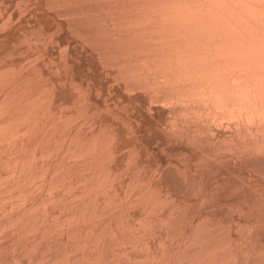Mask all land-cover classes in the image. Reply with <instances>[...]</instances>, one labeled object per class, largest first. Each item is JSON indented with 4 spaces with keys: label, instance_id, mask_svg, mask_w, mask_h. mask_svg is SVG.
<instances>
[{
    "label": "rangeland",
    "instance_id": "1",
    "mask_svg": "<svg viewBox=\"0 0 264 264\" xmlns=\"http://www.w3.org/2000/svg\"><path fill=\"white\" fill-rule=\"evenodd\" d=\"M153 2L0 0V264H264L259 33L151 29Z\"/></svg>",
    "mask_w": 264,
    "mask_h": 264
},
{
    "label": "bare ground",
    "instance_id": "2",
    "mask_svg": "<svg viewBox=\"0 0 264 264\" xmlns=\"http://www.w3.org/2000/svg\"><path fill=\"white\" fill-rule=\"evenodd\" d=\"M144 1V0H143ZM146 1V0H145ZM149 1V0H148ZM151 1V0H150ZM159 1V0H158ZM161 2H164V6L163 5H160L159 3H161ZM145 3V2H144ZM143 3V4H144ZM152 3V2H151ZM153 3H157V2H153ZM159 3H157V4H159V6L160 7H162V10H160V11H158L159 9H161L158 5H156V7H157V9L154 11V9L156 8L155 6H154V4H152V6H154L153 8H151V11H149V14H151L153 11L155 12H153V17H154V14H155V16L157 17L156 19H155V17L153 18L152 17V21H154L155 20V22L153 23V22H151V24H149V22L151 21V20H147L145 17V19L147 20H143V21H146V23H145V25H146V27H149L150 25H151V29L152 28H157L158 29V27H159V29H160V27H161V30L163 31L164 29L163 28H166L165 30H168V31H171V32H173L172 30L173 29H175V30H177V32L178 31H191V33H192V30H193V32L196 30H198L197 32H202V31H204V33H206V32H214V30H216L215 32L217 33V32H219V33H222V32H224V30L225 31H230V30H227V29H231V30H236L235 32L237 33V34H239V32L241 31L242 32V34H243V29L245 30H252L254 33H255V31L256 32H258L259 34H258V38L260 37L261 38V40H260V43H262L263 45H264V0H160V2ZM145 4H147V2L145 3ZM162 4V3H161ZM148 5V4H147ZM147 5H145L146 7H147ZM150 4H149V6L148 7H152ZM145 8L144 7V9H149V8ZM139 9V8H138ZM143 9V10H144ZM153 10V11H152ZM144 12H147V11H144ZM157 12H158V14H157ZM148 13V12H147ZM144 14V13H143ZM142 14V15H143ZM148 14V15H149ZM157 14V15H156ZM145 16V15H144ZM147 17V16H146ZM150 18H151V16H149ZM149 17H147V18H149ZM149 18V19H150ZM157 20V21H156ZM142 21V20H141ZM149 21V22H148ZM137 22V21H136ZM139 24V23H138ZM152 24H153V26L154 27H152ZM134 26V25H133ZM132 26V27H133ZM156 26H158V27H156ZM137 27V26H136ZM142 27H144V26H142ZM150 28V27H149ZM138 29V28H137ZM170 29V30H169ZM222 29H224L223 31H222ZM164 30V31H165ZM174 30V31H175ZM219 30V31H218ZM221 30V31H220ZM239 30V31H238ZM151 31V30H150ZM161 31V32H162ZM195 31V32H196ZM153 32V31H152ZM234 32V31H233ZM246 32V31H245ZM244 32V36L243 35H239L240 36V38L242 37H244L243 39L241 38V40H243V41H241V42H243L242 44H244V46L245 47H243V45L241 44V46H240V44H239V47H241L240 49H244V52L246 51L247 52V50H251L252 48V46L250 45V48H248L247 47V45L249 46V42H250V44H252L253 42V45L256 47V44H257V46L259 45V49H257V50H259V52L258 51H256L255 50V52H258V53H260L261 51H260V47H264L263 45L262 46H260V44H258L259 42L257 41V39H255L256 37H254L253 35H255V34H253L252 36V38H254L255 40H253L252 38H251V35L250 36H246V34L247 33H245ZM160 33V32H159ZM181 33H183V32H181ZM203 33V32H202ZM249 33H251V32H249ZM190 34V33H189ZM260 34H262V35H260ZM191 35V34H190ZM257 35V34H256ZM260 35V36H259ZM168 36H169V34H168ZM174 36V35H173ZM179 36V35H178ZM262 36V37H261ZM162 37V36H161ZM182 37V36H181ZM185 37V36H184ZM183 37V38H184ZM248 37H250V38H248ZM154 38H156V37H154ZM172 38V37H171ZM183 38H182V40H183ZM259 38V39H260ZM159 38H157V40H158ZM162 39V38H161ZM170 39V38H169ZM174 39H175V37H174ZM245 39H246V41H247V39L249 40H251V41H253L252 43H251V41L249 40V42L247 41L246 43H245ZM162 40H164V39H162ZM166 40V39H165ZM171 40V39H170ZM176 40H177V38H176ZM178 40H179V38H178ZM181 41V40H180ZM179 41V42H180ZM149 42V41H148ZM155 42H156V40H155ZM159 42H160V40H159ZM158 42V43H159ZM168 42V41H167ZM173 42V41H172ZM175 42V41H174ZM178 42V43H179ZM182 42V41H181ZM240 42V43H241ZM161 43V42H160ZM164 43H165V41H164ZM216 43V42H215ZM173 44V43H172ZM176 44V43H175ZM246 44V45H245ZM226 47H227V45H226ZM229 47V46H228ZM227 47V48H228ZM254 49H256V48H254ZM254 49L252 50V53H253V51H254ZM248 51V52H251V51ZM263 52H264V50L263 49H261ZM243 52V53H244ZM253 54H255V53H253ZM257 54V53H256ZM262 54H264V53H262ZM212 55V54H211ZM245 55H247V54H245L244 53V55H241V57H243V56H245ZM257 55H259V54H257ZM256 55V56H257ZM261 55V54H260ZM232 56H234L233 54H232ZM235 56H240V55H235ZM251 56H252V54H251ZM245 56V57H243V60H244V58H246V59H250V60H248L251 64H252V67H250L251 69H250V74L252 75V76H255V75H257L258 73L256 72V70L254 71V66H255V63L254 62H256V63H259V61H260V67H259V70H262V71H264V62H261V61H263L264 60V56L263 57H254V56ZM256 60H255V59ZM260 58V60L258 61V59ZM261 58H262V60H261ZM245 59V62H247V63H249L247 60ZM253 59V60H252ZM242 60V61H243ZM238 61V60H237ZM254 61V62H253ZM227 62V61H226ZM233 62V61H232ZM231 61H230V63H232ZM253 62V63H252ZM244 63V62H243ZM247 63H245V64H247ZM251 64H250V66H251ZM253 64H254V66H253ZM259 64H258V66H259ZM249 66V65H248ZM169 68V67H168ZM248 68V67H247ZM170 69V68H169ZM172 69H174V68H172ZM234 69V68H233ZM233 69H231V70H233ZM255 69H257L256 68V66H255ZM246 70H248V69H246ZM245 69H244V71H246ZM236 71H237V69H236ZM235 71V73L237 74V72L239 73V71H237L236 72ZM251 71H253V72H251ZM257 71H258V69H257ZM261 71V72H262ZM171 72V71H170ZM169 72V73H170ZM243 72V71H242ZM255 72V75H253V73ZM260 72V73H261ZM172 73V72H171ZM170 73V74H171ZM203 73V72H202ZM205 73V72H204ZM230 73H232V72H230ZM244 73H245V75H244ZM244 73H239L238 75L239 76H237V75H235V77L238 79V78H241V80H244L246 77V75H247V72H244ZM173 74V73H172ZM207 73H205V74H202V79H201V84H202V82H206L207 81V79H206V81H204V79H203V76L204 75H206ZM243 74V75H242ZM249 74V73H248ZM247 75V77H249V76H251V75ZM263 74V73H262ZM166 75V74H165ZM233 75V74H232ZM232 75L230 76V77H232ZM260 75V74H259ZM258 75V76H259ZM174 76V75H173ZM241 76V77H240ZM244 76V77H243ZM261 77H262V75H260ZM259 76V77H260ZM206 76H204V78H205ZM233 77H234V75H233ZM232 77V78H233ZM234 77V78H235ZM259 77H257V76H255V78L256 79H253L254 77H252V79L253 80H251V81H253V83H254V80H255V82H256V80H257V86H256V83H254L255 85V87L257 88L259 85H260V87L262 86V87H264V78H262L261 79V77L259 78ZM263 77H264V75H263ZM207 78L208 79H210L209 78V76H207ZM225 78H226V76H225ZM229 78V77H228ZM233 78V79H234ZM244 78V79H243ZM250 78V77H249ZM232 79V80H233ZM237 79H235V80H237ZM248 78H246L245 80H247ZM251 79V78H250ZM231 80V78L229 79V81ZM232 80L230 81V83H231V85L234 83V82H232ZM234 80V81H235ZM263 80V81H262ZM226 81V80H225ZM228 81V80H227ZM240 80L238 79L236 82H238L237 84H233L235 87H241V86H244V89L242 88L241 90L240 89H238L239 91H241V92H244L243 94H245V92H247L248 90H250V86H248L249 84L251 85L252 83H246V82H244V81H240ZM243 82V83H242ZM247 82H249V81H247ZM207 83H209V82H206V83H204V88H207V87H209V88H212V87H210V85H208L207 87H205L206 85H207ZM230 83H229V85H230ZM245 83L246 84H248L247 85V87H246V85H245ZM227 85V84H226ZM232 85V86H233ZM231 86V89L232 88H234V87H232ZM253 88H255L254 86H253V84L251 85ZM202 87V85H201V87L200 88H198L199 90L201 89V93H204V94H202V95H205V89ZM216 87V86H215ZM218 87V86H217ZM227 87H228V89H229V86L227 85ZM245 87H246V89H245ZM249 87V88H248ZM261 87V89H263L264 90V88H262ZM259 88V87H258ZM3 89V88H2ZM252 89V88H251ZM207 90V89H206ZM209 90L210 89H208L207 91H208V96L210 97V94H213L212 92L211 93H209ZM212 90H213V88H212ZM212 90H210V91H212ZM221 90V89H220ZM234 90V89H233ZM232 90V91H233ZM242 90H244V91H242ZM246 90V91H245ZM257 90V89H256ZM256 90H254V91H256ZM259 91H260V88L258 89ZM214 91V90H213ZM238 91V92H239ZM253 91V89L251 90V91H249V92H247V94L245 95L247 98H245V99H247V101H249V102H252V103H254L253 105H255L256 103H259L260 104V100L258 101L257 100V98H259V96L258 97H255L257 94H256V92H255V94H254V92H252ZM259 91H257V92H259ZM237 92V91H236ZM241 92L239 93V95H240V97H243V96H241ZM263 92L264 91H262L261 92V94H263ZM219 93L220 92H218V89H217V92H216V94L218 95L217 97H216V95H215V93H214V97H213V100L214 99H218L221 95H223V94H221V93H223V92H221L220 94V96H219ZM235 94V93H234ZM238 94V93H237ZM242 94V95H243ZM254 94V95H253ZM206 95H207V93H206ZM236 95V94H235ZM238 96V95H237ZM264 96V95H263ZM212 97V96H211ZM208 99H210V98H208ZM207 99V100H208ZM243 99V98H242ZM244 99V100H245ZM220 100V98L218 99V101ZM210 101H211V99H210ZM222 101V100H221ZM13 103V102H12ZM222 103H223V101H222ZM251 103V104H252ZM6 104V103H5ZM10 104V103H9ZM235 104V103H234ZM234 104L232 103L231 105V108L234 106ZM250 104V105H251ZM16 105H17V103H16ZM42 105V104H41ZM236 105V104H235ZM250 105H248V106H250ZM258 105V104H257ZM2 106V104L0 105V107ZM239 105H236V107H234V109L233 110H236V108L238 107ZM252 106V105H251ZM4 107V106H3ZM8 107V106H7ZM10 107H12V106H10ZM229 107V106H228ZM241 107V106H240ZM255 107H256V105H255ZM262 107H263V105H262ZM33 108V107H32ZM254 108V107H253ZM3 109V108H2ZM21 109V108H20ZM246 109V108H245ZM244 109V110H245ZM232 110V109H231ZM261 110V109H260ZM1 111H3V110H1ZM9 111V110H8ZM241 111V110H240ZM249 111H250V109H249ZM255 112V111H254ZM261 112V111H260ZM16 113V112H15ZM262 113V112H261ZM242 114V113H241ZM4 115V114H3ZM256 114H254V116H255ZM251 116V115H250ZM5 118V117H4ZM11 121V120H10ZM9 122V121H8ZM7 122V123H8ZM31 122V121H30ZM30 122H29V124H30ZM11 123V122H10ZM21 123V122H20ZM27 123V122H26ZM1 125H0V142L2 141V140H4L7 136H9V134L12 136V132H11V130L9 129V127L6 125V123H5V125L3 124V123H0ZM5 126V127H1V126H3V125ZM24 124V123H23ZM13 125V124H12ZM17 125V124H16ZM21 125V124H20ZM26 125V124H25ZM31 125V124H30ZM19 126V125H18ZM7 127V129H9V131L10 132H5V131H7L5 128ZM20 127V126H19ZM22 127V126H21ZM24 127V126H23ZM17 128V127H16ZM2 129L4 130V131H2ZM12 129V128H11ZM21 129V128H20ZM26 131H27V129H26ZM32 131V130H31ZM16 132V131H15ZM25 132V131H24ZM16 134V133H15ZM19 134V133H18ZM26 134H27V132H26ZM29 134V133H28ZM27 134V135H28ZM15 136V135H14ZM16 137H17V134H16ZM25 138V137H24ZM29 138V137H28ZM28 138L26 139V140H28ZM14 139V138H13ZM9 140H10V138H9ZM9 140H8V142H9ZM100 140V139H99ZM102 140V139H101ZM5 141V140H4ZM11 141V140H10ZM15 141V140H14ZM33 141V140H32ZM7 142V143H8ZM18 142H19V140H18ZM34 142V141H33ZM5 143V142H4ZM4 143L2 144V145H4ZM10 143V142H9ZM8 143V144H9ZM12 143V142H11ZM16 143H17V141H16ZM28 143H30V140H29V142ZM93 143V142H92ZM1 144V143H0ZM14 144H15V142H14ZM32 145V144H31ZM1 146V145H0ZM9 146H11V145H9ZM15 146H18L17 144L15 145ZM23 146V145H22ZM30 146V145H29ZM67 146V145H66ZM70 146H72V145H70ZM19 147H20V145H19ZM31 147V146H30ZM80 147V146H79ZM6 148V147H5ZM11 148V147H10ZM15 148V147H14ZM25 148H26V146H25ZM37 148V147H36ZM97 148V147H96ZM8 149V148H7ZM27 150H28V148H26ZM34 149V148H33ZM32 149V150H33ZM42 149V148H41ZM47 149V148H46ZM45 149V150H46ZM72 149V148H71ZM80 149V148H79ZM17 150V149H16ZM16 150H14V151H16ZM37 150V149H36ZM43 150V149H42ZM45 150H43V152L45 151ZM54 150V149H53ZM74 150H76L75 148H74ZM6 151V150H5ZM10 151V150H9ZM38 151V150H37ZM71 151V150H70ZM73 151V150H72ZM80 151V150H79ZM79 151H78V153H79ZM7 152V151H6ZM5 152V153H6ZM23 151H21L20 153H22ZM42 152V153H43ZM76 152V151H75ZM94 152V151H93ZM92 152V153H93ZM104 152V151H103ZM8 153V152H7ZM18 153V152H17ZM20 153L18 154V155H20ZM29 153V152H28ZM34 152H32V154H33ZM66 153V152H65ZM71 153V152H70ZM2 154V153H1ZM29 154H31V153H29ZM28 154V155H29ZM35 154V153H34ZM33 154V155H34ZM46 154V153H45ZM82 154V153H81ZM89 154H90V152H89ZM94 154V153H93ZM101 154V153H100ZM95 155V154H94ZM97 155V154H96ZM1 156V155H0ZM7 156V155H6ZM13 156V155H12ZM15 156H17V155H15ZM26 158L28 157V156H26V154L24 155ZM23 156V158H25ZM42 156V155H41ZM85 156H86V154H85ZM100 156V155H99ZM21 157V156H20ZM36 157V156H35ZM35 157H34V159H35ZM74 157V156H73ZM92 157V156H91ZM97 157V156H96ZM7 158V157H6ZM12 158V157H11ZM33 158V157H32ZM31 158V160H33ZM37 158V157H36ZM42 158V157H41ZM86 158V157H85ZM18 159H19V156H18ZM18 159H16V160H18ZM28 159V158H27ZM43 159V158H42ZM42 159H41V161H42ZM73 159V158H72ZM75 159V158H74ZM83 159V158H82ZM81 159V160H82ZM87 159H89L88 157H87ZM4 160H6V159H4ZM15 160V159H14ZM13 160V161H14ZM24 160V159H23ZM22 160V161H23ZM29 160V159H28ZM79 160V159H78ZM80 160V161H81ZM97 160V159H96ZM8 161V160H7ZM37 160H34V163L36 162ZM86 161H88V160H86ZM90 161H91V159H90ZM90 161H89V163H90ZM95 161V160H94ZM12 162V161H11ZM17 162V161H16ZM16 162H14V164H16ZM38 162V161H37ZM81 162H83V161H81ZM7 163H10V161L9 162H7ZM23 163V162H22ZM75 163V162H74ZM20 164V163H19ZM42 164H44V162L42 163ZM86 164V163H85ZM88 164V163H87ZM26 165V164H25ZM31 165H33V164H31ZM40 165V164H39ZM79 165H80V163H79ZM89 165V164H88ZM93 165H95V164H93ZM9 166V165H8ZM17 166H18V164H17ZM48 166V165H47ZM29 167V166H28ZM31 167V166H30ZM36 167H37V165H36ZM56 167V166H55ZM91 167V166H90ZM38 168V167H37ZM92 168H94V167H92ZM95 168H96V165H95ZM21 169V168H20ZM24 169V168H23ZM30 169H32V168H30ZM36 169V168H35ZM97 169V168H96ZM14 170H16V169H14ZM13 170V171H14ZM18 170H19V168H18ZM4 171H6V170H4ZM20 171V170H19ZM24 171V170H23ZM28 171V170H27ZM33 171V170H32ZM40 171V170H39ZM3 172V171H2ZM9 172V171H8ZM12 172V171H11ZM16 171H14V173H15ZM36 172L37 171H35V174H36ZM89 172V171H88ZM93 172H95V171H93ZM32 173V172H31ZM31 173H29V175L31 174ZM39 173V172H38ZM55 173V172H54ZM22 174H23V172H22ZM25 174V173H24ZM28 174V173H27ZM42 174V173H41ZM58 174V173H57ZM63 174V173H62ZM21 175V174H20ZM28 175V176H29ZM32 175V174H31ZM37 175V174H36ZM44 175V174H43ZM42 175V176H43ZM59 175V174H58ZM17 176V175H16ZM25 176V175H24ZM35 176V175H34ZM65 175H63L62 177H64ZM6 177V176H5ZM11 178H13L14 179V177H13V174H12V176H10ZM54 177V176H53ZM62 177H61V179H62ZM9 178V177H8ZM19 178V177H18ZM21 178V177H20ZM58 178V176L56 177V179ZM60 178V177H59ZM65 178V177H64ZM93 178V177H92ZM6 179V178H5ZM26 179H27V177H26ZM36 179L37 178H35V180L34 181H36ZM51 179H52V177H51ZM76 179H78V178H76ZM4 180V179H3ZM17 180H19V179H17ZM21 180V179H20ZM19 180V181H20ZM53 180V179H52ZM55 180V179H54ZM65 180V179H64ZM72 180V179H71ZM71 180H69V181H71ZM94 180V179H93ZM101 180V179H100ZM0 181H1V178H0ZM22 181V180H21ZM30 181V180H29ZM33 181V182H34ZM38 181V180H37ZM24 182H26V181H24ZM23 182V183H24ZM59 182H60V179H59ZM65 182H67V181H65ZM65 182H64V184H65ZM2 183H3V181H2ZM9 183V182H8ZM13 183V182H12ZM22 183V184H23ZM49 183V182H48ZM52 183V182H51ZM96 183V182H95ZM99 183V182H98ZM1 184V183H0ZM29 184V183H28ZM60 184V183H59ZM3 185V184H2ZM1 185V186H2ZM8 185V184H7ZM10 185H11V183H10ZM19 185H20V183H19ZM32 185V184H31ZM40 185V184H39ZM44 185H46V184H44ZM44 185H43V188H44ZM63 185V184H62ZM84 185V184H83ZM6 186V185H5ZM17 186V185H16ZM49 186V185H48ZM66 186V185H65ZM76 186H77V184H76ZM75 186V187H76ZM8 187V186H7ZM24 187V186H23ZM97 187V186H96ZM2 188V187H1ZM27 188V187H26ZM29 188V187H28ZM55 188V187H54ZM63 188V187H62ZM73 188V187H72ZM85 188V187H84ZM92 188V187H91ZM4 189H5V187H4ZM19 189V188H18ZM48 189V188H47ZM61 189V188H60ZM14 190V189H13ZM20 190H21V188H20ZM30 190V189H29ZM1 191V190H0ZM7 191H9V190H7ZM11 191V190H10ZM15 191V190H14ZM44 191V190H43ZM49 191V190H48ZM51 191V190H50ZM12 192V191H11ZM19 192V191H18ZM41 192V191H40ZM72 192V191H71ZM88 192V191H87ZM7 193V192H6ZM24 193H26V192H24ZM68 193V192H67ZM11 194V193H10ZM18 194H20V193H18ZM6 195V194H5ZM8 195V194H7ZM1 196V195H0ZM3 196V195H2ZM12 196H13V194H12ZM24 197H26V195L24 196ZM23 197V198H24ZM29 197V196H28ZM8 198H11V196L10 197H8ZM19 198V197H18ZM21 198V197H20ZM45 198V197H44ZM49 198V197H48ZM89 198V197H88ZM15 199H16V197H15ZM46 199V198H45ZM44 199V200H45ZM85 199V198H84ZM7 200V199H6ZM19 200H21V199H19ZM26 200V199H25ZM43 200V201H44ZM49 200H50V198H49ZM31 201V200H30ZM58 201V200H57ZM85 201V200H84ZM4 202V201H3ZM23 202V201H22ZM25 202V201H24ZM32 202V201H31ZM62 202V201H61ZM5 203V202H4ZM3 203V204H4ZM19 203H21V202H19ZM44 202H42V204H43ZM40 205H41V203H39ZM65 204V203H64ZM2 205V204H1ZM7 205V204H6ZM23 205V204H22ZM39 205V206H40ZM25 206V205H24ZM0 207H2V206H0ZM7 207V206H6ZM5 207V208H6ZM18 207V206H17ZM23 207V206H22ZM53 207V206H52ZM11 208V207H10ZM19 208V207H18ZM39 208V207H38ZM44 208V207H43ZM89 208V207H88ZM12 209V208H11ZM20 209H21V207H20ZM51 209V208H50ZM76 209V208H75ZM95 209V208H94ZM93 209V210H94ZM2 210L4 211V209H3V207H2ZM36 210V209H35ZM73 210V209H72ZM80 210V209H79ZM79 210H77V211H79ZM6 211V210H5ZM76 211V210H75ZM12 212V211H11ZM26 212V211H25ZM54 212V211H53ZM44 213V212H43ZM76 213V212H75ZM74 213V214H75ZM11 214V213H10ZM32 214V213H31ZM48 214V213H47ZM4 216H5V214H3ZM82 215H83V212H82ZM3 216V217H4ZM9 216V215H8ZM39 216V215H38ZM47 216V215H46ZM73 216V215H72ZM1 218V217H0ZM67 218V217H66ZM69 218V217H68ZM80 218V217H79ZM82 218H84V217H82ZM3 219V218H2ZM65 219V218H64ZM85 219V218H84ZM79 220V219H78ZM29 221H30V219H29ZM23 222V221H22ZM33 222V221H32ZM36 222V221H35ZM34 222V223H35ZM42 222V221H41ZM9 223V222H8ZM28 223V222H27ZM34 223H33V225H34ZM36 224V223H35ZM46 224V223H45ZM60 224H61V222H60ZM26 229V228H25ZM48 229V228H47ZM61 229H62V227H61ZM21 230V229H20ZM27 230V229H26Z\"/></svg>",
    "mask_w": 264,
    "mask_h": 264
}]
</instances>
